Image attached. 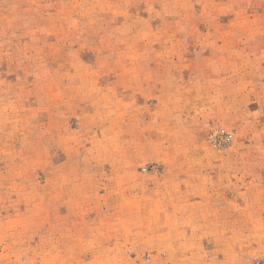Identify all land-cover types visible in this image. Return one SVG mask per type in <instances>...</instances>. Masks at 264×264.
Returning a JSON list of instances; mask_svg holds the SVG:
<instances>
[{
    "label": "rangeland",
    "instance_id": "374dc122",
    "mask_svg": "<svg viewBox=\"0 0 264 264\" xmlns=\"http://www.w3.org/2000/svg\"><path fill=\"white\" fill-rule=\"evenodd\" d=\"M0 264H264V0H0Z\"/></svg>",
    "mask_w": 264,
    "mask_h": 264
},
{
    "label": "crops",
    "instance_id": "0c3cea01",
    "mask_svg": "<svg viewBox=\"0 0 264 264\" xmlns=\"http://www.w3.org/2000/svg\"><path fill=\"white\" fill-rule=\"evenodd\" d=\"M210 178L211 174L209 177V173L207 172H191V194H193V199H191V208L197 210L199 209V207H202L204 210L207 211L211 209H225L222 207L224 205L223 202L226 201L222 199V197H224V194L217 193L216 191L215 193H211V185H208L206 182Z\"/></svg>",
    "mask_w": 264,
    "mask_h": 264
}]
</instances>
